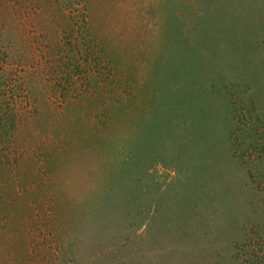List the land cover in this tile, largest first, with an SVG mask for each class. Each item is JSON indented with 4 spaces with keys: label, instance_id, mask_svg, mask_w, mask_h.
Segmentation results:
<instances>
[{
    "label": "rangeland",
    "instance_id": "rangeland-1",
    "mask_svg": "<svg viewBox=\"0 0 264 264\" xmlns=\"http://www.w3.org/2000/svg\"><path fill=\"white\" fill-rule=\"evenodd\" d=\"M0 264H264V0H0Z\"/></svg>",
    "mask_w": 264,
    "mask_h": 264
}]
</instances>
